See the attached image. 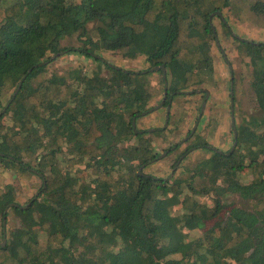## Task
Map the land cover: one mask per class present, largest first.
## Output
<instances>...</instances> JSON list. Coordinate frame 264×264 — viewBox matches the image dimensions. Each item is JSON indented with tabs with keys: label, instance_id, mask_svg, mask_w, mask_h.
Instances as JSON below:
<instances>
[{
	"label": "trees",
	"instance_id": "1",
	"mask_svg": "<svg viewBox=\"0 0 264 264\" xmlns=\"http://www.w3.org/2000/svg\"><path fill=\"white\" fill-rule=\"evenodd\" d=\"M231 5L0 0V167L42 180L24 205L13 184L0 193V264H264V41L234 36L262 115L236 124L232 151L211 150L185 178L158 177L144 168L167 139L149 133L164 127H137L157 89L167 86L169 105L214 76V17ZM254 5L263 17L264 2ZM71 37L81 45L64 44ZM102 52L149 66L125 69ZM64 55L76 62L53 70ZM232 70L236 83L245 71ZM12 213L19 226L8 227Z\"/></svg>",
	"mask_w": 264,
	"mask_h": 264
},
{
	"label": "rangeland",
	"instance_id": "2",
	"mask_svg": "<svg viewBox=\"0 0 264 264\" xmlns=\"http://www.w3.org/2000/svg\"><path fill=\"white\" fill-rule=\"evenodd\" d=\"M255 1L264 2V0H232V5L223 10L221 14L218 13V17L213 15V24L219 36V40H216L217 42L213 47L215 56L214 76L211 75L207 82L193 92L194 94L185 95V93H181L176 96L177 98L171 103L172 115L168 122V104L164 100L165 91L163 93L157 89L158 100L150 103V105L153 104L154 109L139 118L137 127L142 130L164 127V132H150L149 136L157 140L162 136H166L165 141L159 142L158 151L166 152L169 148H173V152L170 154L166 152L165 155L161 154L153 164L146 166V169L144 168L146 173L163 178L172 176L185 178L192 173L185 168L189 165L193 167L197 163L196 160L208 156L211 154V150L230 152L233 149L235 124H241L244 120L250 121L262 115L255 98V90L251 86V76L246 72L247 68L242 63L243 59L237 49L239 44L234 38L236 35L249 40L264 41V15L260 17V14L256 13L254 9ZM64 44L81 45L75 37L69 38ZM101 56L110 64L125 69L140 71L147 69L149 66L145 57H123V52H102ZM70 57L64 55L59 60L52 62L51 68L59 71L66 70L76 62V57ZM79 59L88 68L95 66L100 72H106L107 68L103 63L96 61L91 64V59L84 55ZM80 60L76 63L77 65L80 64ZM234 67L237 76L239 68L242 67L245 71L236 83L232 71ZM176 68L180 70V68ZM154 72L150 77L153 86L160 80V75H156L157 72ZM232 83H234V111L232 110ZM8 99L9 94H5L3 101L6 102ZM163 100L164 103H162ZM1 111L2 107L0 106ZM157 112H160L161 118L156 120L153 119V116ZM233 117L235 121H233ZM205 141L209 143L208 148L210 150L192 148L194 144ZM175 144H179L180 147L176 148ZM187 149H189V152L182 156ZM181 161L183 166L178 168ZM249 176L250 174L245 179ZM7 184H13L17 188L16 201L24 205L40 190L42 180L36 175L20 179L11 170L0 167V193ZM20 223V218L12 213L8 227L19 226ZM197 235L198 232L195 230L190 232L191 237ZM115 250H119V246Z\"/></svg>",
	"mask_w": 264,
	"mask_h": 264
},
{
	"label": "water",
	"instance_id": "3",
	"mask_svg": "<svg viewBox=\"0 0 264 264\" xmlns=\"http://www.w3.org/2000/svg\"><path fill=\"white\" fill-rule=\"evenodd\" d=\"M220 13V12H219ZM160 69H163V72H164V74H166V67L164 66V65H159V66H155V67H153L152 69H151V71H158V70H160ZM167 84V83H166ZM167 92H168V90H167V86H166V88H165V95H167ZM232 94H233V105H232V110L234 111V83H232ZM208 97V96H207ZM171 102H172V99L170 100ZM162 103H164V100L162 101ZM162 105V104H161ZM170 109H171V104H169L168 105V113H169V111H170ZM168 117H169V115H168ZM233 121H235V119H234V117H233ZM134 124H135V121H134ZM236 130V129H235ZM235 133H236V131H235ZM237 143V141L235 142V144ZM142 169V167L140 168V170ZM6 243V238H4V242H3V244H5Z\"/></svg>",
	"mask_w": 264,
	"mask_h": 264
},
{
	"label": "clouds",
	"instance_id": "4",
	"mask_svg": "<svg viewBox=\"0 0 264 264\" xmlns=\"http://www.w3.org/2000/svg\"><path fill=\"white\" fill-rule=\"evenodd\" d=\"M222 12H220L219 14H221ZM222 16V15H221ZM213 17V16H212ZM223 18V17H222ZM213 26H214V24H213ZM214 30H215V34L216 35H218V32H217V29H216V27L214 26ZM236 36V35H235ZM216 40H219V36H218V38L216 39ZM233 71V70H232ZM167 108H168V106H167ZM168 115H169V117H168ZM168 115H167V122H168V120H169V118H170V116H171V109H170V111H169V113H168ZM135 126H136V123H135ZM236 129V124H235V126H234V130ZM236 131V130H235ZM235 133V132H234ZM236 142V141H235ZM237 145V143L235 144V146Z\"/></svg>",
	"mask_w": 264,
	"mask_h": 264
},
{
	"label": "flooded vegetation",
	"instance_id": "5",
	"mask_svg": "<svg viewBox=\"0 0 264 264\" xmlns=\"http://www.w3.org/2000/svg\"><path fill=\"white\" fill-rule=\"evenodd\" d=\"M188 92H190V91H188ZM208 95H209V92L207 93V96H208ZM167 98H168V95H165V99H167ZM173 98H174V96H171L168 100H171V99H173ZM165 99H164V100H165ZM172 102H173V101H172ZM203 107H204V106H203ZM203 109H204V108H203ZM171 115H172V113H171ZM192 133H193V132H192ZM235 147H236V146H235V144H234L233 149H234ZM233 149H232V150H233ZM232 150H231V151H232ZM222 151H223V150H222ZM162 154L165 155L166 152H163ZM168 154H170V152H168ZM166 156H167V155H166ZM182 156H183V155H182ZM162 157H163V156H162ZM38 192H39V191H38ZM38 192H37V193H38Z\"/></svg>",
	"mask_w": 264,
	"mask_h": 264
},
{
	"label": "crops",
	"instance_id": "6",
	"mask_svg": "<svg viewBox=\"0 0 264 264\" xmlns=\"http://www.w3.org/2000/svg\"><path fill=\"white\" fill-rule=\"evenodd\" d=\"M161 116H160V112H157L154 116H153V119H160Z\"/></svg>",
	"mask_w": 264,
	"mask_h": 264
}]
</instances>
